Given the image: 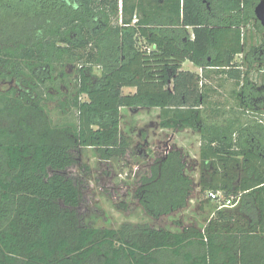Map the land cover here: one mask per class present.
<instances>
[{"label": "trees", "instance_id": "obj_1", "mask_svg": "<svg viewBox=\"0 0 264 264\" xmlns=\"http://www.w3.org/2000/svg\"><path fill=\"white\" fill-rule=\"evenodd\" d=\"M71 1L0 0V264H264V128L215 107L210 86L263 74L246 58L260 0ZM60 98L55 124L48 104ZM122 109H158L161 129L200 137L198 185L174 146L141 176L134 196L150 218L186 210L196 188L238 205L203 230L86 225L65 172L82 149L125 158Z\"/></svg>", "mask_w": 264, "mask_h": 264}, {"label": "rangeland", "instance_id": "obj_2", "mask_svg": "<svg viewBox=\"0 0 264 264\" xmlns=\"http://www.w3.org/2000/svg\"><path fill=\"white\" fill-rule=\"evenodd\" d=\"M247 30L248 45L257 44L255 40L253 42L256 35L253 27H248ZM187 63L185 69L191 67ZM66 70L69 78L66 82L68 85L64 86L72 90L76 84L78 65L70 66ZM96 74L99 72L96 71ZM252 79L256 81L254 85L259 87L264 83V73ZM64 86V91L70 94ZM210 86L213 88L214 106L228 111L229 114L234 113L239 107L237 98L241 92L234 81L220 77L213 80ZM6 87L9 88L10 84L0 81V90ZM47 92L56 94L52 88L47 89ZM58 100H52L48 104L55 124L65 119L56 108L63 99ZM258 107L257 113H260L259 117L264 120V108L261 105ZM121 113V130L131 143L125 158L102 161L95 150L82 149L74 154L75 165L65 172L80 191L78 213L83 222L88 226L105 229H119L124 224H147L156 229L162 228L172 232H180L182 228L192 226L201 230L205 229L218 210V204L208 197V193H202L199 188L195 189L186 210L160 220L150 218L134 196L141 176L149 172V167L154 160L164 155L165 150L173 146L181 149L187 156V174L198 185L200 137L191 130L161 129L159 127L161 112L157 109H123ZM71 118H74V115H71Z\"/></svg>", "mask_w": 264, "mask_h": 264}, {"label": "flooded vegetation", "instance_id": "obj_3", "mask_svg": "<svg viewBox=\"0 0 264 264\" xmlns=\"http://www.w3.org/2000/svg\"><path fill=\"white\" fill-rule=\"evenodd\" d=\"M77 0L71 1L70 4L75 6ZM256 18V17H255ZM257 20V19H256ZM258 25L260 26L259 30L253 27V30L259 31L261 35V42L257 41V44H253V48H251L250 55L246 58L252 59L255 61L259 68H264V27L258 22ZM264 73V70H262ZM251 78L250 82L248 83V86L246 87L244 84L241 86H238L240 88L241 92L238 94V102L239 107L237 110L243 111L245 114L243 117H245L247 120H257L259 125L264 128V120L262 117L260 118V113H257V109H259V105L264 108V83L261 84L259 87H256L255 80ZM262 114V113H261ZM250 150L256 151L258 149L257 142L254 138L251 139V142L249 143Z\"/></svg>", "mask_w": 264, "mask_h": 264}, {"label": "built area", "instance_id": "obj_4", "mask_svg": "<svg viewBox=\"0 0 264 264\" xmlns=\"http://www.w3.org/2000/svg\"><path fill=\"white\" fill-rule=\"evenodd\" d=\"M192 39H194V35L191 34ZM199 73H202V70H198ZM208 197L218 204V210H224L226 208H235L238 205V200L234 197H231L229 199H226L224 194L222 192H208Z\"/></svg>", "mask_w": 264, "mask_h": 264}, {"label": "water", "instance_id": "obj_5", "mask_svg": "<svg viewBox=\"0 0 264 264\" xmlns=\"http://www.w3.org/2000/svg\"><path fill=\"white\" fill-rule=\"evenodd\" d=\"M254 14L258 22L264 27V0H260L255 6Z\"/></svg>", "mask_w": 264, "mask_h": 264}, {"label": "crops", "instance_id": "obj_6", "mask_svg": "<svg viewBox=\"0 0 264 264\" xmlns=\"http://www.w3.org/2000/svg\"><path fill=\"white\" fill-rule=\"evenodd\" d=\"M242 58V56L240 55V56H237L236 57V60L238 61V60H240ZM189 63V62H188ZM187 63V64H188ZM189 65L191 66L189 69L190 70H193V71H196V69H198L197 67H195L193 64H191V63H189ZM185 66H186V64H185ZM199 70V69H198ZM198 70L196 71V72H198ZM133 92L134 90H132V89H126L125 90V92ZM123 110V109H122ZM158 110V109H157ZM200 139V138H199ZM199 148H200V142H199Z\"/></svg>", "mask_w": 264, "mask_h": 264}]
</instances>
